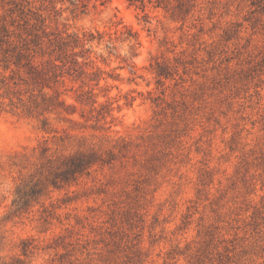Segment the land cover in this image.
<instances>
[{"label":"rangeland","instance_id":"obj_1","mask_svg":"<svg viewBox=\"0 0 264 264\" xmlns=\"http://www.w3.org/2000/svg\"><path fill=\"white\" fill-rule=\"evenodd\" d=\"M84 4L0 47V264H264V0Z\"/></svg>","mask_w":264,"mask_h":264},{"label":"trees","instance_id":"obj_2","mask_svg":"<svg viewBox=\"0 0 264 264\" xmlns=\"http://www.w3.org/2000/svg\"><path fill=\"white\" fill-rule=\"evenodd\" d=\"M131 4L144 3V0H127ZM36 0H6L8 8L5 14L0 16V47L4 51V57L13 64L20 65L26 61V65L33 66L38 48L47 44L55 55V60L63 66L77 62L72 56L78 55L75 50L84 56V47L93 41L92 34L89 38L84 35L63 34L46 24L47 18L40 13L41 9L34 6ZM76 8H84V0H70ZM35 53V54H32ZM83 166L82 162H74L72 170H78Z\"/></svg>","mask_w":264,"mask_h":264}]
</instances>
